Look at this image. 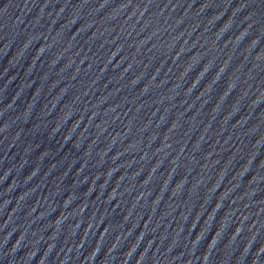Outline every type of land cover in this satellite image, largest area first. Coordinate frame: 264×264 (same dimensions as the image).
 <instances>
[{
	"label": "water",
	"instance_id": "water-1",
	"mask_svg": "<svg viewBox=\"0 0 264 264\" xmlns=\"http://www.w3.org/2000/svg\"><path fill=\"white\" fill-rule=\"evenodd\" d=\"M0 264H264V0H0Z\"/></svg>",
	"mask_w": 264,
	"mask_h": 264
}]
</instances>
